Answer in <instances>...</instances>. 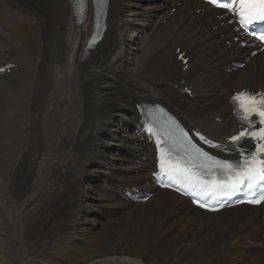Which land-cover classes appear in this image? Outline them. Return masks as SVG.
Listing matches in <instances>:
<instances>
[{"label": "bare ground", "instance_id": "6f19581e", "mask_svg": "<svg viewBox=\"0 0 264 264\" xmlns=\"http://www.w3.org/2000/svg\"><path fill=\"white\" fill-rule=\"evenodd\" d=\"M73 9L0 0V264H264V204L207 213L155 189L134 133L135 104L156 101L223 140L229 94L264 89V50L235 68L247 50L198 0H106L86 50L92 0L80 22ZM136 189L153 195L123 197Z\"/></svg>", "mask_w": 264, "mask_h": 264}, {"label": "snow or ice", "instance_id": "6c2138e0", "mask_svg": "<svg viewBox=\"0 0 264 264\" xmlns=\"http://www.w3.org/2000/svg\"><path fill=\"white\" fill-rule=\"evenodd\" d=\"M95 2L104 3L105 0ZM73 3L79 11L84 0H73ZM207 3L230 13L247 35L264 43V0H207ZM2 71L4 69L0 68ZM230 102L235 118L245 127L231 136L228 143L239 147L243 140L248 139L255 145L253 151L241 148L238 160L219 159L209 154L197 147L189 133L182 129L174 138L179 150L165 148L162 139L156 140L158 172L154 176L157 182L162 187L191 196L193 203L209 210H216L214 203L224 207L221 199L238 193L245 195L246 201L243 202L264 203V94L238 92ZM146 131L150 136L156 135L152 126ZM196 136L204 144L221 147L199 133ZM224 150H229L227 145Z\"/></svg>", "mask_w": 264, "mask_h": 264}, {"label": "rangeland", "instance_id": "374dc122", "mask_svg": "<svg viewBox=\"0 0 264 264\" xmlns=\"http://www.w3.org/2000/svg\"><path fill=\"white\" fill-rule=\"evenodd\" d=\"M130 35H132V31L130 32V31H128V37H130ZM135 36L136 35H134L133 37H132V40L135 38ZM126 44H127V42H126ZM124 46V45H123ZM123 46H121V47H123ZM108 141V140H107ZM113 145V147L115 148V147H117L118 145L116 144H112ZM29 208H31L32 209V212H34V211H36L39 207H29ZM141 228H142V226H141ZM91 245H92V247L94 246L95 248H96V250L97 249H99L95 244H92L91 243ZM129 254V253H128ZM150 254V253H149ZM83 262H81V263H79V264H82Z\"/></svg>", "mask_w": 264, "mask_h": 264}]
</instances>
